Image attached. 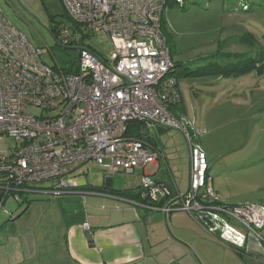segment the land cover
Here are the masks:
<instances>
[{"label": "built area", "instance_id": "2783aa9c", "mask_svg": "<svg viewBox=\"0 0 264 264\" xmlns=\"http://www.w3.org/2000/svg\"><path fill=\"white\" fill-rule=\"evenodd\" d=\"M68 20L59 24L56 42L76 46L77 72L41 62L42 49L28 43L0 11V212L7 200L55 179L53 194L78 187V175L91 164L109 173L141 169L140 205L188 212L217 241L245 247L247 237L261 239L264 206L229 204L214 191L205 153L194 142L201 131L177 118L171 107L181 101L173 62L161 22L169 2L184 0H60ZM105 34L112 45L103 58L84 37ZM80 45V46H79ZM40 110L36 114L30 108ZM134 120L179 127L190 155L189 190L166 208L159 202L180 196L174 181L148 174L161 153L149 142L126 135ZM148 129V128H147ZM13 141L2 147L3 139ZM83 168V169H82ZM89 229V223L81 225Z\"/></svg>", "mask_w": 264, "mask_h": 264}, {"label": "rangeland", "instance_id": "374dc122", "mask_svg": "<svg viewBox=\"0 0 264 264\" xmlns=\"http://www.w3.org/2000/svg\"><path fill=\"white\" fill-rule=\"evenodd\" d=\"M185 3L187 10L172 6L164 12L172 62L176 65L172 76L181 95L174 114L192 121L191 132L201 131L194 142L200 149L207 148L206 172L213 178V184H219L232 197L227 203L264 206V72L251 70L241 76L223 77L210 71L215 66L231 69V65L248 58H264V0H185ZM0 5L13 28L22 32L28 43L42 49L41 62L61 68L77 64L78 50L54 42L42 22L33 19L29 8L39 10L38 0H0ZM82 44L103 58H108L112 50L103 33L84 37ZM30 110L35 115L40 113L34 107ZM147 128L149 143L163 151L171 173L184 191L187 148L183 136L160 124ZM12 144L8 138L2 141L4 148ZM151 170L148 167V173ZM97 172L102 171L98 168ZM137 173L113 174V178L125 187L133 185ZM78 177L85 178L84 174ZM56 181L37 184L33 192L22 193L19 202L9 198L6 207L10 215L0 212L1 225L13 222L8 228L13 235L30 234L40 240L49 235L62 240L67 222L66 202L62 199L64 194H53Z\"/></svg>", "mask_w": 264, "mask_h": 264}, {"label": "crops", "instance_id": "0c3cea01", "mask_svg": "<svg viewBox=\"0 0 264 264\" xmlns=\"http://www.w3.org/2000/svg\"><path fill=\"white\" fill-rule=\"evenodd\" d=\"M38 2L41 4L39 10L29 8L35 21H41L47 27L50 18L67 21L66 17L63 19L65 11L60 0ZM172 6L176 4L169 2L166 8ZM0 11L3 14L1 5ZM164 12L161 26L167 37ZM154 147L158 149L157 145ZM201 149L207 158V148ZM159 151L161 157L150 165L152 170L149 173L161 183L172 179L177 192L183 194L185 190L180 189L163 151ZM93 165L83 173L84 179L77 176L79 184L76 189L62 193L67 218L62 240L57 241L49 235L41 240L30 234L13 235L8 230L13 222L1 225L3 221H0V264H198L186 247L167 234L161 209L142 207L135 195L124 196L112 192H138L141 169L136 170L138 173L133 185L124 187L114 180L107 167ZM98 168L102 171L100 175ZM210 179L217 196L230 203L232 197L223 192L219 184H213L211 176ZM168 201L162 200L159 206H165ZM167 220L172 235L187 243L202 264H264V228L259 230L261 239L249 236L245 247L235 248L205 233L188 212L169 211ZM85 222L89 223L88 230L81 226ZM4 231L7 233L4 234Z\"/></svg>", "mask_w": 264, "mask_h": 264}, {"label": "trees", "instance_id": "16d2710c", "mask_svg": "<svg viewBox=\"0 0 264 264\" xmlns=\"http://www.w3.org/2000/svg\"><path fill=\"white\" fill-rule=\"evenodd\" d=\"M246 7L248 9H250V6L246 4ZM188 5L184 4L183 7H181L180 9L182 10H187ZM63 17H66V15L64 14ZM66 20H68V18L66 17ZM49 27L51 30V32L54 34V37H56L57 34V28L59 26V24L64 23L62 22V19H52L50 18L49 20ZM167 38V37H166ZM168 41V38H167ZM170 47V46H169ZM170 50V48H169ZM171 53V50H170ZM263 56L259 57V58H248L244 61H242V63L240 64H236L233 66L231 65V69L228 67H217L215 66V68L210 69L211 73L216 74L217 76H223V77H237V76H241L243 73L246 72H251V70H255L257 73H262L264 72V58H262ZM176 67V65H174L173 63V68L170 71V74H172L174 71V68ZM64 70L68 71V72H73L76 73L77 72V66L75 65H71V67L68 68H63ZM174 108L176 107H171V112L174 114ZM175 115V114H174ZM127 129H126V135L128 136H132L134 138H140L143 140H146L147 142H150L149 138L147 137V128L145 125L144 121L141 120H134L129 122L128 124H126ZM113 193L115 194H122L124 196H137L139 197V190L138 192H130V191H113ZM161 203V202H159ZM227 203V202H226Z\"/></svg>", "mask_w": 264, "mask_h": 264}, {"label": "water", "instance_id": "95a60500", "mask_svg": "<svg viewBox=\"0 0 264 264\" xmlns=\"http://www.w3.org/2000/svg\"><path fill=\"white\" fill-rule=\"evenodd\" d=\"M43 28H44V30H47L50 33L51 37L54 39V42H56V39L54 37V34L51 32V30H49L50 28L47 27V26H44V25H43ZM56 43H58V42H56ZM67 48L76 49L75 47H67ZM161 126H164L166 128H169V129L176 130V131L180 132L181 136H183V138L185 140V143H186V146L185 147L187 148L188 144H187L186 136H184V132L179 127L167 126V125H161ZM189 159H190L189 149L187 148V159H186L187 160V171H186L187 172V183H186V189H185L184 193L181 194L180 196H177L175 198L174 197L171 198L167 202V204L165 205L166 208L171 207V205H173L174 203L178 202L179 200H181L182 198H184V196L187 195V192L189 190L188 183H189V174H190V172H189L190 171V160ZM167 214H168V211H163V222L162 223H164V226L166 228L167 234L170 235L174 240H176L182 246L186 247L190 251V253L192 254L193 258H195V260L197 261L198 264H202L201 261L199 260V258H197V255L195 254V252L193 251V249L190 246H188L187 243L183 242L182 240H179L174 235H172V232H171V230L169 228V225H168V222H167L168 221L167 220Z\"/></svg>", "mask_w": 264, "mask_h": 264}]
</instances>
